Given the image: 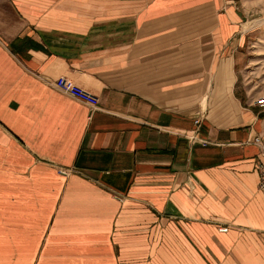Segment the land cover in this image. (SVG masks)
<instances>
[{
	"label": "crops",
	"instance_id": "crops-1",
	"mask_svg": "<svg viewBox=\"0 0 264 264\" xmlns=\"http://www.w3.org/2000/svg\"><path fill=\"white\" fill-rule=\"evenodd\" d=\"M250 12L0 0V264H264V95L238 90Z\"/></svg>",
	"mask_w": 264,
	"mask_h": 264
},
{
	"label": "rangeland",
	"instance_id": "rangeland-1",
	"mask_svg": "<svg viewBox=\"0 0 264 264\" xmlns=\"http://www.w3.org/2000/svg\"><path fill=\"white\" fill-rule=\"evenodd\" d=\"M248 2L251 12L244 24L246 40H244V48L240 52L245 55V64L239 67L238 90L246 98L247 95H250L248 97V100H250V98H254L261 93L264 95V0H248ZM245 97L244 100L246 101ZM196 121H199V124H196ZM196 121V127H199L201 119L199 118ZM257 138L254 139L253 143ZM260 138L264 144L261 136ZM199 141L203 145L208 143L200 137Z\"/></svg>",
	"mask_w": 264,
	"mask_h": 264
},
{
	"label": "built area",
	"instance_id": "built-area-1",
	"mask_svg": "<svg viewBox=\"0 0 264 264\" xmlns=\"http://www.w3.org/2000/svg\"><path fill=\"white\" fill-rule=\"evenodd\" d=\"M51 84L59 92L81 101L82 103L89 106L93 111L98 108L99 99L97 97H95L93 94H91V93L87 92L86 90L77 86L71 80H69L65 77H61V78L53 81ZM257 104L264 108V98L259 99ZM196 124H199V121H196ZM192 138H193V140H197L199 138V136L197 134V135H194ZM254 143L261 148L262 161L258 164V169L261 173L259 188L261 191L264 192V144L262 143V140L260 137H258ZM206 144L207 143H205V145ZM63 174L66 175L67 172L64 171Z\"/></svg>",
	"mask_w": 264,
	"mask_h": 264
}]
</instances>
